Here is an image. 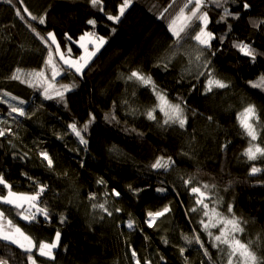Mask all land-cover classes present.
Masks as SVG:
<instances>
[{
	"label": "trees",
	"instance_id": "trees-1",
	"mask_svg": "<svg viewBox=\"0 0 264 264\" xmlns=\"http://www.w3.org/2000/svg\"><path fill=\"white\" fill-rule=\"evenodd\" d=\"M170 1L134 0L114 23L107 15H118L122 0H103L104 11L89 0H23L22 5L19 0L12 4L0 0V92L25 101L23 105L9 103L23 107L28 114L9 115L8 104H0V121H6L0 123V129L11 130L0 137V175L19 193L35 191L27 177L46 185L41 200L51 216L48 221L40 217L38 223L29 224L16 216L14 209L9 211L8 205L1 204L0 209L37 241H50L60 231L55 260L38 257L43 264H135L133 250L141 264L146 260L151 264H185V257L187 264H225L224 256L201 230V214L189 211L196 206V194L190 188L209 183L216 187L202 188L212 197L205 202L225 214L231 204L233 213L246 221L240 238L251 241L256 254L264 257V158L249 161L243 155L249 141L237 120L238 113L251 104L264 121V89L249 83L264 76V0H227L224 6L239 13V18L228 17L227 23L220 20L222 8L206 6L208 30L217 37L211 42L217 51L210 56L209 67L216 78L229 85L212 92H205V76L196 79L195 64L189 65L183 54H195V43L186 44L190 39L181 41L183 48L167 71L162 65L157 67L176 40L168 30L166 15L159 18ZM244 3L249 5L247 9ZM23 7L37 16L46 14L45 25L30 23L42 35L54 32L62 51L72 48L73 59L81 55L77 42L85 32L105 38L82 76L68 69L54 53L53 59L62 69L57 85L75 84L65 93L64 101L45 99L41 88L8 79L17 68L24 72L43 69L51 77L44 63L48 49L16 15L20 8L26 16ZM89 19L96 20L95 27L87 23ZM65 33L76 43L68 41ZM240 42L255 50V61L233 46ZM134 70L150 75L172 102L178 97L185 102L188 122L184 129L163 126L158 111L161 123L146 118L144 113L154 106L156 97L150 86L127 80ZM90 113L95 121L85 134V146L68 125H82ZM106 114L115 115L116 120L106 121ZM255 143L264 146V130ZM41 151L53 159L52 169L40 157ZM161 156L171 157L175 163L167 170L153 169L151 164ZM253 165L261 171L250 174ZM190 177L194 178L192 184L185 185ZM101 178L106 186L97 183ZM157 188L166 191L157 192ZM112 189L121 195H111ZM0 191L6 192L2 185ZM90 193H96L97 199L89 200ZM104 200L112 216L92 207ZM164 206L171 211L148 227L147 213ZM117 208L121 211L116 212ZM61 216L66 218L64 223H60ZM129 220L134 224L131 229L127 227ZM193 229L201 235L208 257L199 245L182 239V234L193 236ZM212 231L218 233V229ZM10 247L14 255L0 250V256L9 257V264L14 259L25 261L20 249ZM181 247L186 249L183 257ZM1 248H7L5 242L0 241Z\"/></svg>",
	"mask_w": 264,
	"mask_h": 264
},
{
	"label": "snow or ice",
	"instance_id": "snow-or-ice-1",
	"mask_svg": "<svg viewBox=\"0 0 264 264\" xmlns=\"http://www.w3.org/2000/svg\"><path fill=\"white\" fill-rule=\"evenodd\" d=\"M4 3L12 4L13 0H3ZM20 4H23V0H19ZM93 7H98V10L104 11L103 0H89ZM132 0H122L119 6L118 15H107V19L110 21L119 22L120 17L123 16L125 10L131 5ZM176 3V0H171L167 7L163 9L159 18H164V14L168 12L169 8ZM227 0H183L181 6H179L178 11L172 16L170 23L168 25V30L172 33L173 37L176 38L175 45L170 54L162 57L160 64L157 67L163 66L164 70L167 71L169 65L172 63L173 59L180 54V50L183 48L181 41H186L190 39L195 42L193 52L185 51L183 54L188 57V64H195L196 68V79L201 76H205V92H212L213 88L224 89L229 87L228 83L216 78L213 75V71L210 69L211 59L210 56L216 55V49L213 48L212 40L217 37L214 33L208 30V25L210 23L208 11L206 6L208 4H215L216 7L223 9V14L220 17L221 21L227 23L228 17L239 18V13L231 12L224 5ZM249 5L247 3L243 4V8L247 9ZM23 13L21 14V9H16V15L24 21L30 31L45 45L48 49V55L44 63L47 68L51 71V77L49 78L43 69L33 70L31 72H24L22 69L17 68L8 79L13 81H20L21 83L27 84L29 87L41 88L42 95L45 99L51 100L54 98H59L60 101H64L65 93L69 92L75 87V84H59L56 83V78L61 74L62 69L58 67L57 63L53 59L54 53L59 56L60 61L64 65H67L68 69L74 70L76 74L83 75L84 68L88 66L89 61L95 56L99 48L106 42L104 37L96 36L94 32H85L81 37L80 41H84L86 37H93L95 41L94 49L89 50L85 43H80L79 47L84 49V53L78 58H72V48L67 47L66 52L62 51L61 44L57 41V36L54 32L48 31L46 34L42 35L40 31L34 27L30 21H35L39 25H45L46 14L45 15H34L27 7H23ZM89 25L95 27L96 20L89 19L87 21ZM264 24V21H261ZM177 25H179L177 27ZM229 30H231V25H228ZM113 31H115L113 29ZM184 34L183 36L181 34ZM68 41L76 43L73 41L72 37L67 33L64 34ZM221 43L223 42V37L220 38ZM50 42V44H49ZM91 42V41H89ZM52 45L55 48H52ZM236 47L244 56L250 57L253 61L256 58V52L251 48L249 44L240 42L233 45ZM191 73V68L186 69ZM23 77V78H22ZM128 81L134 83H139L143 86H150L153 95L156 97V102L154 106L148 109L144 115L148 120L157 121V111L162 114L163 126L178 125L179 128L184 129L188 117L186 115V105L181 98H177L176 102H172L167 94L160 90L150 75H147L139 70L131 71L127 76ZM251 87L264 89V76H261L258 81H250ZM194 87V86H193ZM18 101L20 105H23L25 101L19 100L18 97L11 95L7 91L0 92V104H8L9 115L15 113L17 116L24 117L27 116V112L23 107H18L15 104L9 103V101ZM66 103V102H65ZM127 103V101H125ZM133 112L136 110L133 109ZM208 120H212L209 116ZM105 120L115 121V115H105ZM237 120L239 122L242 134L248 138V147L244 150L243 155L247 157L249 161H256L258 158H264V146L261 143H255L260 139L261 130H264V121L261 120V116L257 111L255 105L249 104L246 106L242 112L238 113ZM95 117L91 113L89 114V119L82 125H78L73 122L68 125V129L71 133L75 135L78 139L79 144L87 146L88 140L86 139V133L89 127L94 123ZM0 123H6V121H0ZM11 132L10 129H0V137L5 135V132ZM86 150V148H85ZM43 161L47 162V167L49 169L53 168V159L49 156L46 151H41L39 153ZM175 162L172 161L171 157L167 159L163 156L158 157L152 164L153 169H165L167 170ZM83 166V165H81ZM261 169L253 165L250 169V174H256L260 172ZM27 175V174H24ZM32 180L33 185H35V191L31 193H19L16 192L12 185L7 182L3 175H0V185L6 192L0 191V204L11 206L9 209L15 210L16 216L27 223H38L39 218L43 217L45 221L50 220V212L48 207L41 200V196L46 191L47 186L37 183L32 177H27ZM192 177L184 181L185 185H191L193 182ZM100 185L106 186V181L102 178L97 181ZM215 185L203 184L202 186H192L190 188L191 193L196 194L195 205L190 208L189 211L193 213L199 212L203 218L198 222L201 225V230L206 233L209 237L212 247L216 248L225 258V264H264V257L258 256L252 248V242H245L240 238V234L244 233V224L241 218L237 217L233 213L232 205L227 206V214L218 210L217 207H210L209 201L212 197L203 189L215 188ZM157 192H164L166 189L157 188ZM111 195L119 197L121 194L116 189L111 190ZM109 195L105 192V196ZM89 200H96V193L89 194ZM107 200L100 203H94L92 207L94 209H99L101 212L105 213L107 216H112L113 211L109 210L106 206ZM219 203V200L216 201ZM116 212L121 211L120 209H115ZM171 209L168 206H164L161 210L147 213L148 219L145 221L148 227H153L156 220L160 217L165 216ZM206 218V219H205ZM65 217H60V223L65 222ZM103 219V216H101ZM127 227L129 229L134 227L131 220L128 221ZM212 229H218V233H214ZM193 236L187 234H182V239L189 245L193 242L203 249V255L208 257L209 252L201 239V235L193 229ZM61 233L59 230L55 232V236L50 241H37L29 233H26L15 221L6 215L5 210H0V241L5 242V247L8 248L10 255H14L10 246H15L25 253L26 264H43V261L38 260V257H43L47 260H55V250L60 247ZM167 243V241H165ZM180 255L183 257L186 249L181 247L179 249ZM135 264H141L140 259L137 257L135 250L131 253ZM9 257L0 256V264H9ZM163 259V257H161ZM144 264H151L150 261H144ZM185 264H187V258L185 257Z\"/></svg>",
	"mask_w": 264,
	"mask_h": 264
},
{
	"label": "rangeland",
	"instance_id": "rangeland-1",
	"mask_svg": "<svg viewBox=\"0 0 264 264\" xmlns=\"http://www.w3.org/2000/svg\"><path fill=\"white\" fill-rule=\"evenodd\" d=\"M133 1L134 0H132V3H131V5L133 4ZM171 2V1H170ZM182 3H183V0H176V3L175 4H173V6L171 7V8H169V10H168V12L167 13H165V15H166V23L167 24H169L170 23V20H171V18H172V16H174L175 15V13L178 11V8H179V6H181L182 5ZM130 5V6H131ZM168 6V5H167ZM166 6V7H167ZM122 17V16H121ZM120 17V18H121ZM179 25H177V27H178ZM89 41H91V42H89ZM97 41H95V39L93 38V37H86L85 38V40L84 41H79V42H77V44H78V46H79V44L80 43H85L86 45H87V47H88V49L89 50H93L94 49V44L96 43ZM194 41H189L188 43H186L187 45H194ZM105 44V43H104ZM104 44L99 48V51L102 49V47L104 46ZM80 48V47H79ZM80 49H82V48H80ZM99 51H97L96 52V54H95V56L97 55V53L99 52ZM84 53V49H82V52H81V55ZM94 56V57H95ZM94 57H92V58H94ZM92 61V59L89 61V62H91ZM56 62V61H55ZM57 63V62H56ZM57 65H58V63H57ZM63 65V64H62ZM62 75L60 74L59 76H57V78H56V80H57V82H58V80L60 79V77H61ZM59 99V98H58ZM210 185H211V183H209ZM202 191H204L203 189H202ZM206 192V191H205ZM1 205V204H0ZM7 206V205H6ZM9 207H11V206H9ZM1 210V209H0ZM201 218H203L202 216H200ZM9 218H11L10 216H9ZM12 219V218H11ZM159 219V218H158ZM157 219V220H158ZM206 219V218H205ZM156 220V221H157ZM20 226V225H19ZM21 227V226H20ZM22 228V227H21ZM12 249V248H11ZM0 250H2L3 252H7L8 254H10L9 253V251H8V248H1ZM19 252L21 251V250H18ZM12 252L15 254V251H14V249H12ZM22 253V254H21ZM21 257H24L25 258V254L21 251ZM11 264H26V262L25 261H21L20 260V262L18 261V260H12L11 261Z\"/></svg>",
	"mask_w": 264,
	"mask_h": 264
}]
</instances>
